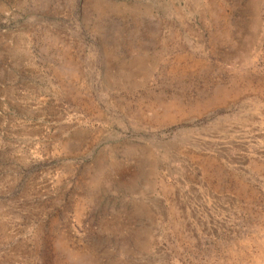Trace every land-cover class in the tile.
Listing matches in <instances>:
<instances>
[{"label":"rangeland","instance_id":"obj_1","mask_svg":"<svg viewBox=\"0 0 264 264\" xmlns=\"http://www.w3.org/2000/svg\"><path fill=\"white\" fill-rule=\"evenodd\" d=\"M263 249L264 0H0V264Z\"/></svg>","mask_w":264,"mask_h":264},{"label":"bare ground","instance_id":"obj_2","mask_svg":"<svg viewBox=\"0 0 264 264\" xmlns=\"http://www.w3.org/2000/svg\"><path fill=\"white\" fill-rule=\"evenodd\" d=\"M260 237V236H259ZM263 238V237H262ZM264 250V249H263ZM257 251V250H256ZM250 257V256H249ZM256 257V256H255ZM252 260V259H251ZM257 263L256 264H264V256L257 257Z\"/></svg>","mask_w":264,"mask_h":264}]
</instances>
